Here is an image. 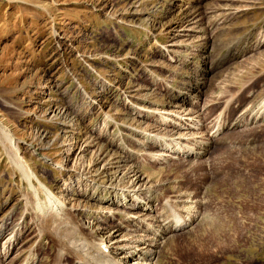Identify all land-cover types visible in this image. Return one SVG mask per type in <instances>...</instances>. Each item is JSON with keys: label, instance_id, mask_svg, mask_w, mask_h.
Wrapping results in <instances>:
<instances>
[{"label": "rangeland", "instance_id": "rangeland-1", "mask_svg": "<svg viewBox=\"0 0 264 264\" xmlns=\"http://www.w3.org/2000/svg\"><path fill=\"white\" fill-rule=\"evenodd\" d=\"M189 116L181 131L217 139L206 160L151 161L141 142ZM0 123L13 135L0 126V218L12 207L14 220L23 206L34 213L39 197L48 205L19 158L67 203L100 153L107 172L91 175L103 181L139 150L141 170L166 189L201 194L210 185L196 232L171 238L173 253L157 264H264V0H0ZM31 214L20 223L28 228L19 241H28L8 256L48 264ZM207 240L206 255L183 261L197 252L190 243ZM221 245L234 253L213 254Z\"/></svg>", "mask_w": 264, "mask_h": 264}, {"label": "bare ground", "instance_id": "bare-ground-1", "mask_svg": "<svg viewBox=\"0 0 264 264\" xmlns=\"http://www.w3.org/2000/svg\"><path fill=\"white\" fill-rule=\"evenodd\" d=\"M188 118L190 121L186 126L169 127L168 130L171 133L166 135L167 137H162L164 133L159 134L163 131L162 129L158 131L159 133H155L151 140L147 139L148 141L141 142L144 150L148 151L151 161L160 160L165 164L185 166L187 164L195 165L196 160H206L204 155L208 154V146H211L217 139L209 138L205 141L203 137L196 140L197 135L194 133L181 131V128H188L189 131L193 125L194 118L191 116ZM0 126H3V134L7 137L13 136L5 125L0 123ZM177 139L185 140V146L177 147L175 144L178 142ZM10 142L14 143L13 140ZM102 149V147L99 148L100 151ZM154 153H157V156ZM140 154L139 150L138 152H128V156L124 157L122 164H118L117 173L99 181L91 174L94 171L106 173L108 168L107 152L100 153L99 161L93 166L95 168H91L85 173H78V183L75 188L71 186L70 190L72 194L76 190L80 191H77L75 196L67 195V203L59 202L50 184L27 166L24 158L21 160L19 158V168L25 180L30 188L34 189V186L37 185L36 187L48 199V205L44 204L39 197L38 208L34 213H29V210H26L28 208L23 206V209L26 208L25 211H22L19 217L14 220L12 216L16 211L12 207L7 214L0 218V264H15L18 261V253L13 256L8 255L13 249L16 251L21 249L23 244L28 241L27 239L19 241L21 238L19 236L22 235L20 233H24L28 228L25 225L22 228L23 223H20L24 221L26 224L25 219L28 214H31L30 219L35 227L34 238L37 240L48 239L45 244L47 249L43 247V244L40 245L43 252L45 249L50 253V256L47 254L48 264H157L160 258L169 259V254L173 251H170L169 246L166 249L168 241L173 237L171 242L176 237L196 232L198 219L211 202L210 185L207 183L205 186L204 192L201 193L203 196L196 192L183 191L178 188V185L166 189L167 181H156L141 170L140 164L136 161ZM180 154L186 156V160H181ZM205 164L207 165V163ZM175 181L177 182V180ZM87 185L94 188L91 193L84 190ZM99 191L106 192L110 197H103L104 195H100ZM222 210H218V213L222 214ZM223 214L225 215V213ZM13 232L16 234L14 237L10 234ZM211 242L213 241L207 240L206 243L209 246L206 247H198L190 243L191 249L196 248L197 252L187 253L183 261L192 262L194 254L206 255V250H209ZM142 250L143 253H141ZM211 250L214 251L213 254L234 253L232 248L227 245L216 246ZM194 251L195 249L192 252ZM208 261L203 260L201 264L210 263ZM165 263L171 264L167 261Z\"/></svg>", "mask_w": 264, "mask_h": 264}]
</instances>
